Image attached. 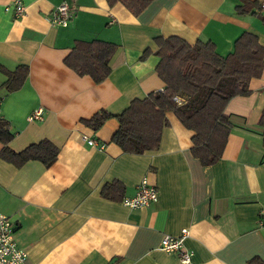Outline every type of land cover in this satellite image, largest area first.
Wrapping results in <instances>:
<instances>
[{
    "label": "crops",
    "instance_id": "1",
    "mask_svg": "<svg viewBox=\"0 0 264 264\" xmlns=\"http://www.w3.org/2000/svg\"><path fill=\"white\" fill-rule=\"evenodd\" d=\"M12 1L0 0V84L19 63L28 64V73L18 89L0 87V117L13 132L8 145L20 150L49 138L59 148L49 165L30 159L16 166L0 156V211L11 216L27 250L21 264H183L160 246L163 234L182 228L188 229L183 242L193 251L192 264H247L255 255L264 262V225L257 220L264 204L258 123L264 63L249 82L250 93L227 102L232 128L210 165L193 155V129L170 110L159 146L140 153L125 152L111 140L116 116L97 129L84 120L100 109L119 113L134 97L163 88L155 36L210 39L227 54L249 30L264 46V9L238 14L241 0H152L135 15L121 2L66 0L71 15L61 25L51 20V10L63 0H21L20 16L12 5L5 8ZM92 39L117 44L110 72L98 82L63 60L77 40ZM146 47L151 53L143 57ZM38 106L43 118L28 120ZM143 177L158 189L149 205L129 207L100 194L117 179L123 196L132 195Z\"/></svg>",
    "mask_w": 264,
    "mask_h": 264
},
{
    "label": "trees",
    "instance_id": "2",
    "mask_svg": "<svg viewBox=\"0 0 264 264\" xmlns=\"http://www.w3.org/2000/svg\"><path fill=\"white\" fill-rule=\"evenodd\" d=\"M152 0H107L112 5L121 2L133 14H139ZM261 0H241L235 6L238 14L260 12ZM264 21V16H262ZM158 56L155 65L163 88L150 91L143 97H134L119 113L105 109L94 112L85 122L93 129L114 115L118 127L111 140L125 152L140 153L159 146L162 130L169 124L166 111H172L181 123L193 129L191 151L203 165L217 161L222 154L227 136L232 128L231 116L225 112L229 99L235 95L250 93L251 78L261 74L264 63V46L258 36L249 30L242 31L234 41L233 50L220 54L212 40L197 39L189 42L171 34L154 37ZM117 44L102 39L77 40L65 55L64 62L79 74H88L96 82L110 72L109 60ZM151 53L146 47L142 56ZM28 73V64L19 63L6 70V78L0 84L7 91L18 89ZM174 96L181 97L177 101ZM264 144V107L258 121ZM13 137L9 121L0 117V156L15 164L35 159L44 165L51 164L59 151L49 138L31 142L20 150H14L8 142ZM100 194L119 200L124 194V185L113 179L105 183ZM247 264H264L255 255Z\"/></svg>",
    "mask_w": 264,
    "mask_h": 264
},
{
    "label": "built area",
    "instance_id": "3",
    "mask_svg": "<svg viewBox=\"0 0 264 264\" xmlns=\"http://www.w3.org/2000/svg\"><path fill=\"white\" fill-rule=\"evenodd\" d=\"M12 5L15 16H20L25 11V5L21 0H13L5 8ZM260 6L264 9V0L260 1ZM51 20L61 25H66L70 19V7L66 0L59 2L51 10ZM177 101H181V97L174 96ZM43 107L34 108L27 116L28 120L42 119ZM84 139L89 144L95 143L94 138L84 135ZM158 190L155 185L148 184L146 178H142L137 186L136 191L132 195H125L121 202L129 207H139L149 204L157 199ZM257 220L260 225H264V204L260 206L257 213ZM16 225L11 216L0 211V264H21L27 258V250L16 238ZM188 234L187 228H182L177 235L165 233L160 238V246L167 252H175L183 264H192L193 251L189 249L183 242L184 236ZM105 264H118L115 261H109Z\"/></svg>",
    "mask_w": 264,
    "mask_h": 264
},
{
    "label": "rangeland",
    "instance_id": "4",
    "mask_svg": "<svg viewBox=\"0 0 264 264\" xmlns=\"http://www.w3.org/2000/svg\"><path fill=\"white\" fill-rule=\"evenodd\" d=\"M155 186H156V185H155ZM156 188H157V186H156ZM157 190H158V189H157ZM154 201H155V200H154ZM154 201H152V202H154ZM152 202H150V203H152ZM150 203H149V204H150ZM149 204H147V205H149ZM144 206H146V205H144ZM139 207H140V206H139ZM25 249H26V248H25Z\"/></svg>",
    "mask_w": 264,
    "mask_h": 264
}]
</instances>
